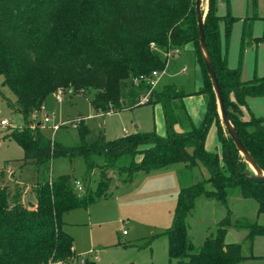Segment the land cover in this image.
I'll list each match as a JSON object with an SVG mask.
<instances>
[{"label":"trees","instance_id":"trees-1","mask_svg":"<svg viewBox=\"0 0 264 264\" xmlns=\"http://www.w3.org/2000/svg\"><path fill=\"white\" fill-rule=\"evenodd\" d=\"M224 1V15L217 14L218 0H209L203 19L208 55L227 115L264 171V115H255L247 104L249 97L264 99V75L242 80L239 67L227 65L223 49L236 17L230 14L229 0ZM250 1L255 10L257 0ZM257 18L263 21V31L251 38ZM246 36L255 45L264 42V15L258 17L254 12L243 19L241 40ZM187 45H191L202 74V86L194 93L204 96L205 108L197 125L184 105L188 94L175 84L154 88L141 103L150 88L146 78L154 70H164L168 62L158 49ZM0 76L2 85L15 96L10 104L24 120L22 127L8 134L24 151L20 168L30 163L45 173L55 158L82 157L87 171L99 172L95 188L84 179L81 192L66 174L42 177L30 186L33 198L24 201L20 186L10 190L0 169V264H97L75 252L63 215L105 197L111 181L108 170L123 175L121 182L126 183L137 172L148 173L174 163L190 167L201 163L209 175L177 193L170 225L163 232L169 259L175 264H239L252 258L256 264H264V256H244L242 243L226 241L231 227L246 230L243 240L251 245L256 236H264V222L232 223L227 205L228 196L237 189L241 197L257 202V214L264 217V183L250 178L252 172L228 133L224 129L225 138L220 132L215 95L199 49L194 0H0ZM66 88L70 94L90 95L99 114L158 104L164 133L136 130L112 140L99 136L86 142L88 127L79 122L80 143L65 146L46 137L40 124L29 118L49 95ZM229 105L237 111L246 107L249 119L240 120ZM211 125L216 128L219 152L204 149ZM207 183L211 188L205 187ZM201 195L219 202L226 211L214 231L195 247L188 237L186 218Z\"/></svg>","mask_w":264,"mask_h":264},{"label":"rangeland","instance_id":"rangeland-1","mask_svg":"<svg viewBox=\"0 0 264 264\" xmlns=\"http://www.w3.org/2000/svg\"><path fill=\"white\" fill-rule=\"evenodd\" d=\"M229 2L230 14L236 17V20L232 24L226 48L227 64L232 68L239 67L242 80L251 78L254 73L264 75V42L256 46L251 39L262 34V19H254L251 38L246 36L244 41L241 40L243 19L251 17L254 12L258 17H262L264 2L257 0L255 10L250 0ZM208 3L209 0H201L203 18L208 11ZM221 3L218 13L224 15L226 7L224 1ZM158 51L162 55V50L158 49ZM182 68L185 70L183 71ZM166 84L180 86L188 94L184 98V105L193 124L197 125L204 113L205 99L202 94L194 93L201 88L202 79L190 47L182 48L178 57L167 62L155 88L161 89ZM68 91V88L61 89L46 98L44 103L48 109L46 111L50 116L52 115L49 122L43 121L46 111L42 112L41 109L36 116L32 115L29 118L33 124L41 122L40 128L46 137L65 146H75L80 143L77 128L79 122H84L88 127L86 142H93L99 136H103L105 140H112L124 134L125 129L127 132L152 129L158 133L164 132L163 116L158 104H142L118 112L99 114L90 103V95L70 94ZM57 95L61 99H58ZM148 95L149 90L146 93L147 98ZM229 99L232 100V95ZM14 100V94L7 86L2 85V76H0V121L6 119L9 122L7 126L0 124V169L4 170L6 176L9 169L15 172L14 176L20 184L22 199L24 201L32 199L30 186L49 175L56 177L66 174L70 183L80 181L82 186L84 179H87L90 187L94 189L99 172L87 171L82 157L72 160L55 158L45 173L30 163L20 168L24 151L8 136L11 130L19 129L24 124L22 115L10 104V101L14 102ZM248 105L255 115H264L262 97L249 98ZM228 109L240 120L249 119V111L244 106H240L239 111L231 105ZM54 125L59 127L54 129ZM218 125L221 127V134L226 138L227 134L220 121ZM204 149L208 152L220 151L214 125H211L206 132ZM138 157L136 156L135 159L138 160ZM95 159L98 163L101 162L99 158ZM108 174L112 179L106 196L87 208L76 209L66 216L64 228L71 233L76 250L88 254L97 264H175L174 259H169L168 240L163 232L170 225L179 189L205 180L209 175L207 170L201 163L193 167L184 163H174L148 173L137 172L134 175V182L131 185L123 183L126 184L123 189H116L113 185L115 180H120L123 175H118L115 170H108ZM205 187L211 188L209 183L205 184ZM206 198L203 195L199 196L186 218L188 237L195 247H199L203 239L214 231L216 223L226 211L219 202ZM227 205L231 211L232 223L264 222L263 215L257 214V202L251 198L241 197L237 189L228 196ZM227 231L226 241L242 243L241 253L244 256H249L251 253L264 256V236H256L251 245L248 240H243L246 230L228 228ZM152 236L154 237L150 239ZM79 256L83 257V255ZM256 263V260L247 258L239 264Z\"/></svg>","mask_w":264,"mask_h":264},{"label":"water","instance_id":"water-1","mask_svg":"<svg viewBox=\"0 0 264 264\" xmlns=\"http://www.w3.org/2000/svg\"><path fill=\"white\" fill-rule=\"evenodd\" d=\"M194 12L195 18L197 23L198 29V43L199 49L202 56V60L205 64L207 75L210 79L212 89L215 95L216 104H217V111L219 114V118L221 121L222 126L228 133L229 137L233 141L236 149L238 150L239 154L243 157L244 161L248 164L252 174L250 178L256 182L264 183V171L257 165L249 151L244 146L243 142L239 138L235 127L233 126L232 122L230 121L227 115V109L224 103V98L220 89V85L218 79L216 77L215 71L213 69L212 63L210 61L208 55V48L205 42V34L203 29V14L201 10V0H194Z\"/></svg>","mask_w":264,"mask_h":264},{"label":"built area","instance_id":"built-area-1","mask_svg":"<svg viewBox=\"0 0 264 264\" xmlns=\"http://www.w3.org/2000/svg\"><path fill=\"white\" fill-rule=\"evenodd\" d=\"M181 53V49L180 48H173V49H169V50H162V56L163 58H165L167 61H170L171 59L173 58H176L180 55ZM185 70V68H183V71ZM164 70L162 71H158V70H154L151 72V75L149 77L146 78V80L149 82L150 84V88H149V92L151 90H153L156 86H157V83H158V79H159V75L160 73H162ZM142 78V77H141ZM137 79H135V83H137ZM70 93V91H68ZM57 98L58 99H61V97L59 95H57ZM147 96L145 95L142 99H141V103L143 102H146L147 101ZM43 109V107L41 108ZM40 111V110H39ZM37 111V112H39ZM37 112L34 113V116H36ZM50 118H52V115L50 116L49 114H46L43 116V121L44 122H49L50 121ZM0 124L3 125V126H7L9 125V122L6 120V119H2L0 121ZM54 129H57L59 126L58 125H54L53 126ZM13 170L12 169H9L8 170V173L11 175L13 174ZM74 185L76 187V189L78 190V192H81L83 190V186L82 184L80 183V181H75L74 182ZM123 233L125 234V231H123ZM85 257V256H83ZM80 262H82V259L80 260ZM47 264H65L63 262H48Z\"/></svg>","mask_w":264,"mask_h":264},{"label":"crops","instance_id":"crops-1","mask_svg":"<svg viewBox=\"0 0 264 264\" xmlns=\"http://www.w3.org/2000/svg\"><path fill=\"white\" fill-rule=\"evenodd\" d=\"M221 1H224V0H221ZM221 1L219 2V0H218V2L219 3H217V14L218 15H222V14H219L218 13V10H219V7L220 6H222L221 4ZM230 1V0H229ZM263 2H264V0H263ZM221 3V4H220ZM224 3H225V1H224ZM229 4H230V2H229ZM225 7H226V4H225ZM221 29H222V25H221ZM229 43V42H228ZM228 45V44H227ZM227 45H225L224 46V53L226 54V61H227V53H226V48H227ZM256 46H258V45H256ZM186 47H190V49H191V51H192V53L194 54V52H193V50H192V48H191V46L190 45H187ZM185 47V48H186ZM194 58H195V54H194ZM171 61V60H170ZM195 62H196V66H197V69H198V72H199V75H200V77H201V79H202V74H201V69H200V67H199V64L197 63V61H196V58H195ZM167 65V64H166ZM228 65V64H227ZM166 67V66H165ZM232 68V67H231ZM165 70V69H164ZM182 70H183V68H182ZM254 75H257L256 73H254L253 75H252V77L254 76ZM240 76H241V73H240ZM257 76H263V75H257ZM251 77V78H252ZM242 78V77H241ZM250 79V78H249ZM159 80V79H158ZM246 80H248V79H246ZM249 98H254V97H249ZM249 98H247V104H248V99ZM248 107H249V105H248ZM249 109L251 110V108L249 107ZM42 110V112L43 111H46V110H48L47 109V106L44 104L43 105V109H41ZM50 110V109H49ZM252 111V110H251ZM50 112V111H49ZM253 112V111H252ZM254 113V112H253ZM46 114H48L47 113V111H46V113H45V115ZM255 114V113H254ZM38 124H41V122H37ZM164 124V123H163ZM215 127V126H214ZM137 128V127H136ZM215 130H216V128H215ZM133 132V131H132ZM128 133H131V132H127V130L125 129L124 130V134H122L121 136H123V135H125V134H128ZM164 133V132H163ZM163 133H160V134H163ZM120 137V136H119ZM155 170H157V169H155ZM154 171V170H153ZM14 174H15V172H13V174H9L8 173V175L6 176L5 175V173H4V177H3V180L5 181V182H7L8 183V186H9V189L10 190H13L14 188H15V186L16 185H18V186H20V184H19V182L17 181V179H16V177L14 176ZM136 175V174H135ZM112 179V178H111ZM134 180H135V178H134V176H133V178H132V180L131 181H129V182H126V183H128L129 185H131L133 182H134ZM10 184V185H9ZM113 185H114V188H116V189H123V188H125V186H126V184H123V182H121V179L119 180H115V182L113 183ZM178 193V192H177ZM177 196V195H176ZM206 199H208V198H206ZM74 210H76V209H74ZM74 210H71V211H69V212H67V213H65L64 215H63V221H65L66 222V216L67 215H69V213H71V212H73ZM232 228V227H231ZM70 235H71V233L67 230V229H65ZM228 232V231H227ZM245 236V235H244ZM73 238V237H72ZM73 248H74V250H75V252L78 254V256L79 255H83V256H88V254H86L85 255V253H79L77 250H76V248H75V245H74V239H73ZM89 253V252H88ZM89 257V256H88ZM96 262V261H95Z\"/></svg>","mask_w":264,"mask_h":264}]
</instances>
